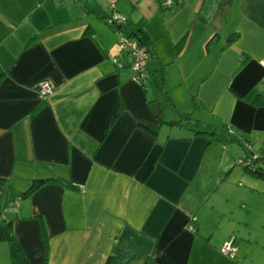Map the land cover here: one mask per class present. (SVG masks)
Returning <instances> with one entry per match:
<instances>
[{
  "label": "crops",
  "instance_id": "1",
  "mask_svg": "<svg viewBox=\"0 0 264 264\" xmlns=\"http://www.w3.org/2000/svg\"><path fill=\"white\" fill-rule=\"evenodd\" d=\"M164 1L0 0V218L28 264H264V179L233 164L264 149V0ZM110 12L146 37L140 83Z\"/></svg>",
  "mask_w": 264,
  "mask_h": 264
},
{
  "label": "trees",
  "instance_id": "2",
  "mask_svg": "<svg viewBox=\"0 0 264 264\" xmlns=\"http://www.w3.org/2000/svg\"><path fill=\"white\" fill-rule=\"evenodd\" d=\"M110 15H111V12L104 15L103 22L105 24H106L105 19L110 17ZM198 18L201 19L200 16H198ZM107 25L110 27H114L116 32L120 31V33H124L126 36L135 38L140 45H143L147 49L148 54L150 53L148 45H147L146 37L142 33V30L140 28L133 29V28L128 27L126 25L125 19L123 22L116 20V21H112L111 23H108ZM229 39L230 38H228L227 41H229ZM180 40L182 42L183 38ZM191 120H193V119L190 116V112H186V113L184 112V113L179 114V122L180 123H182V122L184 123L186 121H191ZM143 128L150 133H154V130L150 127H143ZM216 129L213 126H211V127L206 128L204 130L197 131V133L213 138V137H215V134H216L215 130ZM223 130H224V136L228 137L232 134V131L230 129H228L226 126L223 127ZM247 144L248 143H246V144L244 143L245 146L244 145L243 146L245 148H243V152L241 153V154L246 155V157L249 156V154H248L249 150L247 149L248 148ZM249 148H250V150H252L250 146H249ZM257 161H261V160L255 159V160H250L249 162H246V160H244L242 164H239L237 166H241L243 169L249 170V171L253 172V174H256L257 176L263 177V179H264V163H263L262 168H257L258 170L250 167L252 164H254ZM46 181H59V180L58 179H33L30 181V183L28 184L26 189L20 193V196H25V195L31 193L32 191H34L36 188H38L41 184H43ZM3 187H4V180L0 178V188H3ZM1 221L2 222L0 224V240H3L7 243L8 251H9V258H10L11 264H28L25 256L23 255V253H22V251H21V249L17 243L16 238L14 237V235L11 232L10 221L4 220V219H2ZM131 260H132V255L129 252L119 250L112 255H108L105 258V260L103 261V264H131ZM141 264H146V263L143 262Z\"/></svg>",
  "mask_w": 264,
  "mask_h": 264
},
{
  "label": "built area",
  "instance_id": "3",
  "mask_svg": "<svg viewBox=\"0 0 264 264\" xmlns=\"http://www.w3.org/2000/svg\"><path fill=\"white\" fill-rule=\"evenodd\" d=\"M172 0H165L164 3L169 5ZM124 17L111 12L110 17L105 19L106 24L112 21H124ZM127 57L128 67L132 70V79L136 82H141L147 74V63H148V51L147 49L138 43V41L133 38L126 36L124 33L117 32L116 40V50L109 56L110 62L116 67H122L121 62L122 57ZM264 62V56L261 58ZM37 96L39 99H45L52 92V87L47 81H39L36 84ZM249 156L241 154L239 157L233 160L234 165L242 164L244 160L249 162L250 160H261L264 163V149L260 152H254L250 150L249 146L247 148ZM220 252L228 257H233L234 249L231 247V241L226 240L222 243L220 247Z\"/></svg>",
  "mask_w": 264,
  "mask_h": 264
},
{
  "label": "rangeland",
  "instance_id": "4",
  "mask_svg": "<svg viewBox=\"0 0 264 264\" xmlns=\"http://www.w3.org/2000/svg\"><path fill=\"white\" fill-rule=\"evenodd\" d=\"M2 218H0V224ZM0 264H11L9 258L8 246L5 241L0 242Z\"/></svg>",
  "mask_w": 264,
  "mask_h": 264
}]
</instances>
